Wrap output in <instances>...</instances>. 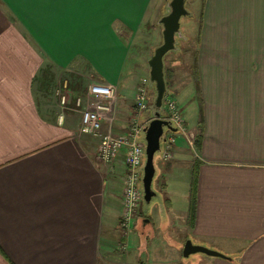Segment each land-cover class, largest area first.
I'll list each match as a JSON object with an SVG mask.
<instances>
[{
    "label": "crops",
    "instance_id": "obj_1",
    "mask_svg": "<svg viewBox=\"0 0 264 264\" xmlns=\"http://www.w3.org/2000/svg\"><path fill=\"white\" fill-rule=\"evenodd\" d=\"M205 2L196 73L195 60L177 63L169 89L184 100L186 133L158 166L161 202L142 203L124 230L125 152L102 162L79 111L60 121L56 90L67 80L72 106L109 83L103 131L125 133L135 117L147 125L154 112L136 108L127 62L170 0H0V264H264V0ZM187 239L229 258L184 256Z\"/></svg>",
    "mask_w": 264,
    "mask_h": 264
},
{
    "label": "built area",
    "instance_id": "obj_2",
    "mask_svg": "<svg viewBox=\"0 0 264 264\" xmlns=\"http://www.w3.org/2000/svg\"><path fill=\"white\" fill-rule=\"evenodd\" d=\"M151 85L149 75L141 78L137 85L135 105L139 112L147 111L150 108ZM67 88L66 80L56 90L62 107L60 121L63 119L66 109L71 108L79 111L81 113L80 132L99 137L98 158L106 164H112L120 151L124 150L125 152L126 172L123 177V206L120 226L127 230L132 227L144 202L142 164L146 158V141L142 138V133L146 125L140 121L139 117H135L131 120L128 131L125 133H114L111 129L103 131L104 119L114 109L115 87L103 81H96L89 85L86 94L75 96L72 106ZM162 111V117L169 120L171 125L176 128V130L168 128L167 132L164 130L161 139L164 141L162 158L166 160L171 157V148L177 142V134L186 133V126L185 118L175 98L165 95ZM121 247L126 249L127 244L123 243Z\"/></svg>",
    "mask_w": 264,
    "mask_h": 264
},
{
    "label": "rangeland",
    "instance_id": "obj_3",
    "mask_svg": "<svg viewBox=\"0 0 264 264\" xmlns=\"http://www.w3.org/2000/svg\"><path fill=\"white\" fill-rule=\"evenodd\" d=\"M205 0H187L186 7L189 10V14L185 15L181 18V30L177 34V42H176V48L174 50H171L164 58L165 60V68L168 69V90L166 93L167 96H171L178 100L177 102L179 105H183L184 100L180 95L174 96L170 90H172L173 82L178 80L180 76L174 75L173 76V69L174 71H177V65L181 63H194L195 60V49H197L198 44V20H199V13L202 9L203 5L205 4ZM170 12V6L167 10V13ZM166 13V14H167ZM162 18V17H161ZM160 30V32H155L156 26ZM162 24L161 21L157 23H147L145 28L140 32L139 36L137 35L132 47L130 48L129 53V59L127 62V67H129V70H132L134 72V77L140 81L141 78H143L146 75H149V64L148 59L154 52V49L162 42ZM189 39V40H188ZM192 40V41H191ZM178 63V64H177ZM193 68V65L191 69ZM172 70V75L169 76V71ZM193 70V69H192ZM180 75H183V71H179ZM170 89V90H169ZM173 91V90H172ZM174 92V91H173ZM151 96L150 99V106L151 110L154 112L153 102L156 97V91L155 87L153 85V91L150 92ZM185 106V103H184ZM195 110V107L193 108ZM192 107L186 108L185 107V114L188 120L189 125H192V121H194V112ZM168 128H165V132H167ZM142 138L144 141L145 139V131L142 133ZM164 148V141H161V149H159L155 154V166H156V173L153 179L152 187L157 192V194L152 198L150 202L145 201L144 199V209L146 207H149L150 205L159 204L162 200V196L160 194V190H158V187L156 185V180L159 176L158 172V166L160 165V161L162 159V151ZM146 158L142 164L143 166V174H144V166H145ZM184 172L186 175H188L187 167L184 169ZM158 190V191H157ZM122 248V247H121ZM120 248V249H121Z\"/></svg>",
    "mask_w": 264,
    "mask_h": 264
},
{
    "label": "water",
    "instance_id": "obj_4",
    "mask_svg": "<svg viewBox=\"0 0 264 264\" xmlns=\"http://www.w3.org/2000/svg\"><path fill=\"white\" fill-rule=\"evenodd\" d=\"M187 0H170V12L161 19L162 24V42L154 49V52L148 59L149 77L151 83L155 87L156 97L153 102L154 116L145 126L146 139V162L144 166V174L142 183L144 189V199L150 202L156 195V191L152 187L153 179L156 173L155 154L161 149V139L164 135L165 127L176 130L171 122L162 117L164 98L167 93V82L165 77V56L176 48L177 34L181 30V18L190 12L186 7ZM194 253H205L210 256L229 258L226 254L212 249L205 245L194 243L191 239H187L183 254L190 256Z\"/></svg>",
    "mask_w": 264,
    "mask_h": 264
},
{
    "label": "trees",
    "instance_id": "obj_5",
    "mask_svg": "<svg viewBox=\"0 0 264 264\" xmlns=\"http://www.w3.org/2000/svg\"><path fill=\"white\" fill-rule=\"evenodd\" d=\"M197 52H195V55H196V57H195V65H194V68H195V70H194V72L196 73V62H197ZM169 76H171V70L169 71ZM165 77H166V82H167V87H168V80H167V78H168V69H166L165 68ZM195 78H196V88H197V98H198V96H199V93H198V79H197V75L195 74ZM162 114H163V111H162ZM199 130H200V132L198 133V135H197V138H196V143H197V146L199 147V145H200V142H201V139H202V129H203V114H202V109L200 108V122H199ZM197 175H198V170H197V168L196 167H194L193 168V181H194V183H196V179H197ZM194 200H195V196H193V198H192V201L194 202ZM193 205V204H192Z\"/></svg>",
    "mask_w": 264,
    "mask_h": 264
}]
</instances>
